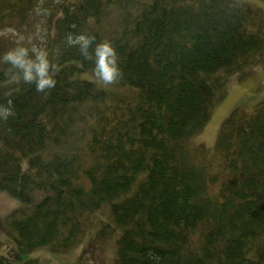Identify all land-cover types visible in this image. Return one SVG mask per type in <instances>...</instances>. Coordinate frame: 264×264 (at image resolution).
Here are the masks:
<instances>
[{
  "label": "trees",
  "instance_id": "1",
  "mask_svg": "<svg viewBox=\"0 0 264 264\" xmlns=\"http://www.w3.org/2000/svg\"><path fill=\"white\" fill-rule=\"evenodd\" d=\"M5 26L60 66L54 87L12 98L14 113L0 118V190L23 203L0 229L19 253L77 246L109 204L121 229L114 264H264V99L234 110L213 149L193 143L226 77L264 54L260 9L237 0H0ZM69 33L111 41L120 74L101 82L111 91L82 78L94 60L68 44ZM15 43L0 36V53ZM7 68L0 63V82ZM98 224L101 242L112 227Z\"/></svg>",
  "mask_w": 264,
  "mask_h": 264
},
{
  "label": "rangeland",
  "instance_id": "2",
  "mask_svg": "<svg viewBox=\"0 0 264 264\" xmlns=\"http://www.w3.org/2000/svg\"><path fill=\"white\" fill-rule=\"evenodd\" d=\"M237 1L248 3L260 9L264 14V0ZM89 73L92 75V72ZM82 78L91 80L97 83L101 88L111 91L96 79H90L84 75ZM13 82L14 81L10 80L0 82V87H7L6 91L2 90L0 96L1 100L19 97L32 89V87H35V85H31V83L28 85L29 82L22 81L16 85L12 84ZM16 86H18V89H16ZM115 89L117 91L120 90L117 86H115ZM11 90H15V92L12 93ZM263 99L264 54L261 56L258 63L246 66L236 73L226 77L219 99L212 110L211 118L203 130L193 139V143L196 146H202L207 150L213 149L217 144L221 127L232 112L238 108H252ZM23 162L26 166L27 159H24ZM22 205L23 203L21 200L0 190V218H5L13 211L21 208ZM101 220L110 224L112 230L105 240L97 242L96 236L100 228L98 222ZM120 234L121 229L117 228L114 224L113 216L111 214V206L105 204L97 213L93 226L82 241L77 246L67 251L59 252L50 247H42L29 252L19 253L17 244L8 237L2 229H0V256L17 264H23L31 259H39L42 264H80L84 252L90 251L91 254L93 253V256H91L94 258L92 260L88 259L91 264H114L117 239Z\"/></svg>",
  "mask_w": 264,
  "mask_h": 264
},
{
  "label": "clouds",
  "instance_id": "3",
  "mask_svg": "<svg viewBox=\"0 0 264 264\" xmlns=\"http://www.w3.org/2000/svg\"><path fill=\"white\" fill-rule=\"evenodd\" d=\"M36 12L37 14L46 13L47 10L37 7ZM0 36L15 37L16 40L14 47L0 53V63L8 65L6 75L10 81L19 82L22 80L34 83L39 91L56 85V73L60 70V66L50 61L49 51L46 47L36 44H31L29 47L23 43L25 36L13 26H5L0 29ZM28 39L31 40V37ZM66 39L69 45L79 46L85 59L94 60L92 75L89 76L85 72L84 76L105 84L113 82L119 76L118 56L111 41L107 39L96 41L95 35L87 33H69ZM13 113L12 99L0 103V118L7 119Z\"/></svg>",
  "mask_w": 264,
  "mask_h": 264
}]
</instances>
